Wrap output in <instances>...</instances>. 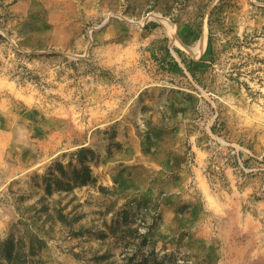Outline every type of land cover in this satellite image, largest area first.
Returning a JSON list of instances; mask_svg holds the SVG:
<instances>
[{"label": "rangeland", "instance_id": "1", "mask_svg": "<svg viewBox=\"0 0 264 264\" xmlns=\"http://www.w3.org/2000/svg\"><path fill=\"white\" fill-rule=\"evenodd\" d=\"M0 264H264V0H0Z\"/></svg>", "mask_w": 264, "mask_h": 264}, {"label": "bare ground", "instance_id": "2", "mask_svg": "<svg viewBox=\"0 0 264 264\" xmlns=\"http://www.w3.org/2000/svg\"><path fill=\"white\" fill-rule=\"evenodd\" d=\"M204 37H205V36H204ZM204 41H205V40H204ZM200 47H203L202 43H201V44H199V48H200Z\"/></svg>", "mask_w": 264, "mask_h": 264}]
</instances>
